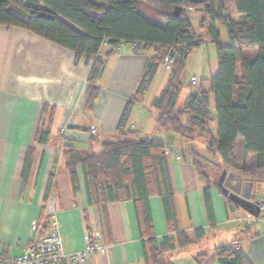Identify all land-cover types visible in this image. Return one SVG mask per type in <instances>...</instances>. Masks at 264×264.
<instances>
[{"label": "crops", "instance_id": "1", "mask_svg": "<svg viewBox=\"0 0 264 264\" xmlns=\"http://www.w3.org/2000/svg\"><path fill=\"white\" fill-rule=\"evenodd\" d=\"M196 9L191 13H198L196 19L201 23L203 12ZM142 11L152 22L165 26L162 19ZM230 14H235L234 5ZM217 29L221 42L227 43L225 26L218 23ZM248 51L252 53L247 56ZM154 52L155 49H151L137 53L129 45L120 48L107 60L95 106L88 109L85 94L91 64L86 56L77 61L72 50L29 30L0 25V256L18 257L30 243L32 222L43 217L53 174L52 189L58 196L56 217L61 224L64 252L83 250L87 245L86 237L96 233L101 235V243L110 247L106 254L93 255L82 264H221L217 248L232 243L240 247L249 264H264V217L246 226L248 215H253L232 202L219 184L225 170L216 149L208 146L211 140L217 139L214 96L210 95L212 117L208 131L198 133L195 139L187 140L159 128V111L152 103L171 76L163 63L144 97L135 104L124 132L128 138H159L165 142V151L173 150L170 156L165 155L178 226L192 243L179 247L176 233L169 230L164 201L159 195L149 199L152 219L149 229L140 222L134 201L108 204L105 214L89 205L81 166L77 167L79 191L74 194L66 168L65 145L98 153L106 142L119 138L117 129L121 116ZM243 54L245 58L254 59L257 50L244 49ZM217 69L214 44L208 42L193 50L180 78L182 91L176 109L182 108L186 99L200 89L209 90L210 79ZM192 72L195 74L191 75ZM183 74L190 75L189 83L182 82ZM193 77L199 79L194 89ZM44 106L48 107V113L43 128L49 131V139L46 144H40L36 136ZM244 147V140L239 137L238 163L255 166L257 155L246 154ZM29 149L34 152L26 174L24 167ZM196 159L201 160L203 166L216 169V182L213 177L206 179L205 169L197 170ZM206 189H209L211 216L206 206ZM251 196L253 204L264 201V181L254 182ZM103 214L105 221H102ZM198 229L204 232L200 238L196 235ZM150 237L159 247L155 257L148 243Z\"/></svg>", "mask_w": 264, "mask_h": 264}, {"label": "trees", "instance_id": "2", "mask_svg": "<svg viewBox=\"0 0 264 264\" xmlns=\"http://www.w3.org/2000/svg\"><path fill=\"white\" fill-rule=\"evenodd\" d=\"M233 4L235 14L228 13L223 0H204L201 5L192 4L190 0H0V25L29 30L72 50L77 61L83 55L87 57L91 64L85 94L88 109L95 106L107 60L117 54L122 44L141 45L133 49L137 53L155 49L121 116L117 129L119 138L106 142L98 153L65 145L66 168L74 194L79 191L77 167L81 166L89 205L104 213L108 204L134 201L140 222L149 229L152 227L149 199L153 195L161 196L169 230L176 233L179 247L189 246L192 240L178 226L165 142L159 138H128L124 130L135 104L144 97L158 67L168 57L172 61L170 79L152 103L159 111V128L187 140L207 132L212 117V94L217 139L208 143L209 148L216 149L223 170L239 172L254 182L264 181V0H233ZM142 8L153 11L165 26L146 18L140 12ZM177 8L182 11L174 17ZM190 8H202L204 17L199 32L193 28ZM218 23L227 30V43L221 42ZM208 42L216 46L218 59L210 89H200L186 99L182 108L176 109L182 91L180 78L188 57ZM247 48L257 50L254 59L244 57L243 51ZM47 113L48 107L44 106L36 136L40 144H46L49 139V131L43 128ZM184 118H187L185 122ZM239 137L244 140L245 153L257 155L255 166L238 163L236 144ZM33 152L29 149L26 156V174L32 165ZM194 165L201 171V160L196 159ZM52 186L53 174L46 200L54 191ZM205 199L211 216L209 189L205 190ZM104 214L102 221L106 219ZM203 234V229L196 231L197 238ZM148 243L155 257L159 249L156 240L150 237ZM236 245L217 248L221 264H249L241 250H236Z\"/></svg>", "mask_w": 264, "mask_h": 264}, {"label": "built area", "instance_id": "3", "mask_svg": "<svg viewBox=\"0 0 264 264\" xmlns=\"http://www.w3.org/2000/svg\"><path fill=\"white\" fill-rule=\"evenodd\" d=\"M190 10H193V8H190ZM130 47L136 49L141 45L134 43ZM163 65L167 70L172 69V61L168 57L164 59ZM191 83L197 85L198 79L192 78ZM165 153L170 156L173 150L167 148ZM57 200V193L51 191L43 207V217L32 222L33 236L28 246L24 248L22 254L18 257L0 256V264H82L93 255L106 254L109 251L110 247L101 243V235L96 233L91 237L89 235L86 237L87 245L83 250L65 253L60 232L61 224L56 217ZM257 204L260 209L259 216L248 215L246 226L264 217V201H257ZM235 248L236 250L240 249L238 245Z\"/></svg>", "mask_w": 264, "mask_h": 264}, {"label": "water", "instance_id": "4", "mask_svg": "<svg viewBox=\"0 0 264 264\" xmlns=\"http://www.w3.org/2000/svg\"><path fill=\"white\" fill-rule=\"evenodd\" d=\"M190 1L195 5H201L204 2V0ZM196 10L202 11V8H197ZM181 11L182 8H177L174 11L173 16L178 17ZM219 184L224 194L227 195L232 202L252 214L254 217L259 216L260 209L258 207V204H253L252 202H250L254 184L253 180L245 178L234 172H230L229 174H227V171L225 170L220 177Z\"/></svg>", "mask_w": 264, "mask_h": 264}, {"label": "rangeland", "instance_id": "5", "mask_svg": "<svg viewBox=\"0 0 264 264\" xmlns=\"http://www.w3.org/2000/svg\"><path fill=\"white\" fill-rule=\"evenodd\" d=\"M224 2L227 5V10H228V13L230 14V11L232 12V7L234 5L233 4V0H224ZM140 10L142 11V10H145V9L142 8ZM146 11H147V13L144 12V11H142V12H144L145 14H148L150 17H152V16L155 17L156 16L153 11H151V10H146ZM197 15H198V13H195V12L191 13V20H192L193 28L196 31H200V21H197V19H196ZM247 49H253V48H247ZM251 53H252L251 51L246 52L247 56L250 55ZM194 74H195L194 72L191 73V75H194ZM193 78H197V77H193ZM189 79H190V75L183 74L182 82L184 84H186L185 82L189 83ZM198 83H199V79H198ZM192 88L194 89L195 85H193ZM204 169H205V171H204L205 174L204 175H205V177H207L206 179L210 180L211 177H213V182H216L217 181V176L215 175L216 174V171H215L216 169L213 170V169H210V167H208V166H203L202 170H204Z\"/></svg>", "mask_w": 264, "mask_h": 264}]
</instances>
